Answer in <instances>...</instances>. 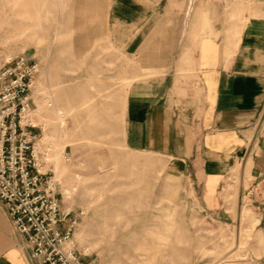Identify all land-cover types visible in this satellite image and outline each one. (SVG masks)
<instances>
[{"label": "rangeland", "instance_id": "374dc122", "mask_svg": "<svg viewBox=\"0 0 264 264\" xmlns=\"http://www.w3.org/2000/svg\"><path fill=\"white\" fill-rule=\"evenodd\" d=\"M108 2L0 0V68L21 55L39 66L36 133L52 146L81 258L264 264V179L233 168L207 190V179L187 164L128 147V90L145 78L110 40ZM256 6L264 12V0H206V23L220 13L244 24Z\"/></svg>", "mask_w": 264, "mask_h": 264}, {"label": "crops", "instance_id": "0c3cea01", "mask_svg": "<svg viewBox=\"0 0 264 264\" xmlns=\"http://www.w3.org/2000/svg\"><path fill=\"white\" fill-rule=\"evenodd\" d=\"M256 7L244 24L220 13L206 23V0H109L110 40L145 78L128 90L129 148L187 164L207 190L233 168L264 179V12ZM30 254L0 201V264H37Z\"/></svg>", "mask_w": 264, "mask_h": 264}, {"label": "built area", "instance_id": "2783aa9c", "mask_svg": "<svg viewBox=\"0 0 264 264\" xmlns=\"http://www.w3.org/2000/svg\"><path fill=\"white\" fill-rule=\"evenodd\" d=\"M38 74V64L24 55L0 68V201L37 264H92L78 252L77 220L63 211L52 146L36 133L33 86ZM58 116L63 118L62 112Z\"/></svg>", "mask_w": 264, "mask_h": 264}]
</instances>
